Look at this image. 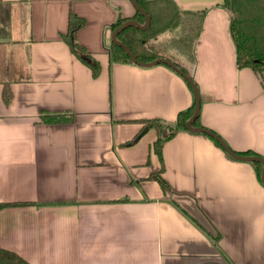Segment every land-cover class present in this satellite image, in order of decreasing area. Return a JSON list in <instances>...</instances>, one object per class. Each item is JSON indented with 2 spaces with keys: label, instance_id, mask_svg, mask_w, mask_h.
I'll use <instances>...</instances> for the list:
<instances>
[{
  "label": "crops",
  "instance_id": "obj_1",
  "mask_svg": "<svg viewBox=\"0 0 264 264\" xmlns=\"http://www.w3.org/2000/svg\"><path fill=\"white\" fill-rule=\"evenodd\" d=\"M169 1L203 9L190 71L198 125L264 159V69L237 66L231 14L222 0ZM134 10L130 0H0V46L19 65L0 75V248L28 264H264V185L251 161L198 131L176 129L160 159L151 145L165 129L134 138L145 119L173 123L193 99L163 63L111 59L110 25ZM69 12L83 19L76 41L95 75L63 40ZM42 111L71 119L43 122Z\"/></svg>",
  "mask_w": 264,
  "mask_h": 264
},
{
  "label": "trees",
  "instance_id": "obj_2",
  "mask_svg": "<svg viewBox=\"0 0 264 264\" xmlns=\"http://www.w3.org/2000/svg\"><path fill=\"white\" fill-rule=\"evenodd\" d=\"M139 6H141L148 17H150L147 26L138 28L134 25H126V27L119 30L116 34V39L126 46H128L135 57L139 61H150L158 56L165 57L174 63L185 73L190 75L191 68L193 66V41L198 33V27L202 18L203 9L196 11L185 10L177 12L171 5L169 0H136ZM222 6L227 8L230 15L228 29L235 45V58L238 67L249 66L253 71L260 72L264 69V0H222ZM126 18H133L139 24L144 22L145 17L137 10L131 16L120 17L119 15L110 25V31L112 28ZM83 19L72 12L67 15L66 30L63 33V40L68 45L69 49L89 68L91 75H95L98 70V63L90 56L85 48H82L76 41V30L82 25ZM193 33L190 30H183L185 24H190ZM172 25L173 28L178 27L181 31L177 40L172 43L175 47L176 57L170 56L169 52L162 50L158 46L159 41H155V36L166 30ZM179 31V32H180ZM110 57L112 60L119 62H132L124 51L123 47L110 41L109 43ZM165 51V52H164ZM134 63V62H133ZM185 81V79H184ZM2 90L4 100L9 97L8 89L6 88V82ZM194 82V81H193ZM186 85L190 89L188 83ZM194 104L193 99L190 105L180 110L175 115L173 123H161L156 119H145L143 126L135 134L134 138L140 136V134L149 126H153L156 129L157 134L165 129L162 136L158 137L152 142V149H154L157 157L160 159V145L161 142L173 135L176 129H186L185 122L193 112ZM71 114L65 115L63 112H48L42 111L39 114V120L43 122H57V121H70ZM193 125L199 124L198 115L192 123ZM210 137V136H209ZM212 140L213 138L210 137ZM215 143L216 141L213 140ZM217 144V143H216ZM241 154H253L250 151L241 152ZM254 164L256 176H259L261 163L256 160H249ZM158 182L162 185L165 184L158 174L154 176ZM16 203V202H14ZM9 203V204H14ZM3 203H0V205ZM7 204V203H5ZM0 264H28L22 257L9 251L5 248H0Z\"/></svg>",
  "mask_w": 264,
  "mask_h": 264
},
{
  "label": "water",
  "instance_id": "obj_3",
  "mask_svg": "<svg viewBox=\"0 0 264 264\" xmlns=\"http://www.w3.org/2000/svg\"><path fill=\"white\" fill-rule=\"evenodd\" d=\"M130 3H132L133 7L135 10H137L140 14L143 15V17H145L144 22L139 24L135 19L133 18H126V20L122 21L120 24L114 26L112 28V30L110 31V41H113L114 43L120 45L121 47H123L124 51L126 52V54H128L130 60L134 63H136L137 65H144V66H149V65H154L157 63H163L165 65H167L170 69H173L174 71H176L179 75H181L183 77V79H185V81L188 83L191 91H192V96H193V104H194V109L193 112L190 114V116L188 117V120H186L185 122V128L186 130H191V131H198V132H202V133H206L208 134L210 137L213 138V140L216 141V143L218 145H220V147H222L225 152L231 156V157H235L238 159H242V160H256L259 161L261 163V169H260V181L261 183L264 185V159L261 158L260 156L256 155V154H249V155H244V154H240L237 153L235 151H232L229 147L226 146L225 142L223 141V139L217 135L216 133H214L213 131H211L210 129H208L205 126H199V125H193V121L195 120L196 116L198 115V111H199V93L198 90L196 89V86L192 80V78L190 77V75L185 74L175 63L174 61H171L165 57L162 56H158L155 59H152L150 61H139L135 55L133 54V52L131 51V49L126 46L124 43L118 41L116 39V34L119 30H121L122 28L126 27V25H134L138 28H142L148 25L150 17H148V14L146 13V11L138 5V3L136 2V0H130Z\"/></svg>",
  "mask_w": 264,
  "mask_h": 264
},
{
  "label": "rangeland",
  "instance_id": "obj_4",
  "mask_svg": "<svg viewBox=\"0 0 264 264\" xmlns=\"http://www.w3.org/2000/svg\"><path fill=\"white\" fill-rule=\"evenodd\" d=\"M7 19H12L11 15L8 14ZM179 26V25H178ZM173 28L172 25H170V27H168L166 30H163L161 32H159L156 36H155V41H159L158 46H160L159 48H161L162 50H165L167 52H169L170 56L176 57L177 53H175V47L172 46V43H174L180 36L181 31L179 30V27ZM193 27V26H192ZM192 27H191V23L190 24H185L184 26V31L190 30L191 33H193L192 31ZM180 31V32H179ZM11 48H6L5 46L1 45L0 46V75L1 76H7V77H12L17 75V70L19 69V65H18V61L16 58L12 57L11 54L12 52L10 51ZM164 51V52H165Z\"/></svg>",
  "mask_w": 264,
  "mask_h": 264
}]
</instances>
